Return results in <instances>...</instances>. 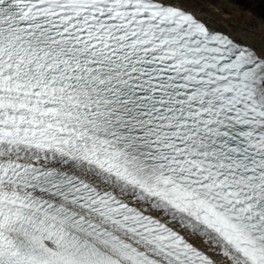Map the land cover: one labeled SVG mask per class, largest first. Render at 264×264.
<instances>
[{
  "label": "snow or ice",
  "instance_id": "snow-or-ice-1",
  "mask_svg": "<svg viewBox=\"0 0 264 264\" xmlns=\"http://www.w3.org/2000/svg\"><path fill=\"white\" fill-rule=\"evenodd\" d=\"M0 264H264V28L0 0Z\"/></svg>",
  "mask_w": 264,
  "mask_h": 264
},
{
  "label": "bare ground",
  "instance_id": "bare-ground-1",
  "mask_svg": "<svg viewBox=\"0 0 264 264\" xmlns=\"http://www.w3.org/2000/svg\"><path fill=\"white\" fill-rule=\"evenodd\" d=\"M203 10L221 23H230L233 27L254 26L264 28V23L252 18L251 13H242L233 0H200Z\"/></svg>",
  "mask_w": 264,
  "mask_h": 264
},
{
  "label": "rangeland",
  "instance_id": "rangeland-1",
  "mask_svg": "<svg viewBox=\"0 0 264 264\" xmlns=\"http://www.w3.org/2000/svg\"><path fill=\"white\" fill-rule=\"evenodd\" d=\"M242 13H251L252 18L264 23V0H233Z\"/></svg>",
  "mask_w": 264,
  "mask_h": 264
}]
</instances>
